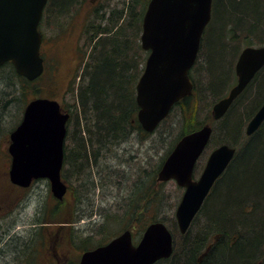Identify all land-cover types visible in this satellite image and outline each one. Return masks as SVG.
<instances>
[{"label": "trees", "instance_id": "obj_1", "mask_svg": "<svg viewBox=\"0 0 264 264\" xmlns=\"http://www.w3.org/2000/svg\"><path fill=\"white\" fill-rule=\"evenodd\" d=\"M82 2L83 0H48L44 16L46 12L53 16L67 14ZM148 2L149 0H125L124 16H122L120 22H118L120 18L116 20L110 18L108 20L105 14L101 15L99 11H95L93 19L86 21L84 31L86 43L81 50L83 70L77 73L76 77H79V81L74 79L72 82L70 91L74 95L73 102H69L67 106L62 103L65 111L70 114L67 124L68 133L65 144L63 176H66V171L71 170L70 172L78 177L80 188L84 187L91 190V186H93L95 192L99 186L103 185V182L100 184L102 174L99 171L102 157L108 158V155H112L115 147L119 146L118 149L122 150L124 143L135 134L142 137H148L151 134L142 127L138 120L139 105L136 100V85L143 72L148 53L142 48L140 42L143 17ZM232 22H240V24L247 22V28L239 29L231 24ZM213 23H218L215 25L219 30L215 35L216 37L211 38L212 43L211 45L209 43L210 49L207 53L203 51L204 42L208 33L207 29ZM227 24H231L229 29ZM262 27H264V0H227V4L226 0H214L212 20L203 36L199 58L190 72L194 83V91L192 95L177 102L175 107L187 104L186 112H188L194 104H191L190 100L197 99L196 94L199 96V101L204 99V95H202L204 92L200 88V80L195 78L194 74L197 71L199 72L200 69H204L205 65L207 66L205 69H208V72H211V77L214 78L212 81L209 80L208 87L210 89L207 93L210 94L211 90L216 97L215 101L224 95L223 89L215 85L217 84V71L214 70L213 62L218 63V65L219 63L226 64L223 70L228 69L230 61L226 54L229 52L231 40L238 42L234 46L235 54L241 51L244 46L264 44V37L260 38L259 36V34H264V28ZM203 53L205 55H202ZM3 68L8 71L4 70L5 72H2ZM233 69L232 66L230 84L236 79ZM6 72V77L9 80L14 76L20 82L16 84L15 81H10L13 88L8 94L11 97L7 100L4 98L5 103L9 101L16 103L19 100L26 105L24 97L27 93L32 94L31 99L42 96L39 94L41 88L36 85V82L44 77L46 70L33 81L19 75L12 62H6L0 67V77L2 78L3 75L1 74ZM257 82L260 85L255 87ZM220 91L223 93H218ZM263 93L264 70L261 77L255 80L254 84H251L247 91L241 95L240 104L242 103V106L240 105L239 109L244 108L246 112L248 111L251 114ZM209 112L211 113L212 109ZM233 113L237 114V111H233ZM22 115L18 120L19 122ZM206 118L213 119L212 113L208 114ZM203 124L204 122L200 119L196 120V123L189 124L188 129L179 135L177 141L184 134L200 128ZM232 126L231 131L235 129L236 125L233 124ZM227 130L229 131L228 128ZM177 141L162 158L158 169L146 170L144 175L143 171H140L139 176L132 180L134 195L132 197L129 195L132 199V210L123 215L122 221L128 222L124 228H135L137 222L136 227L139 238L150 222L164 220V218L158 217L154 213L159 211L158 205L161 203V197L156 190V185L161 183L157 181V172ZM242 147L244 149L241 151L242 155L233 167L236 175L232 179L236 180L227 194L231 199L238 200V198L244 196H252L255 200L261 202L264 198V128L258 136L253 138L247 145H242ZM112 156H115V154ZM0 175L6 177L3 172ZM122 178L127 181L129 179L123 176ZM52 198L55 200L53 207L47 204L44 210L40 208L41 219L37 217L38 222L45 223L46 221L47 223L50 222V219L68 220L67 217H61L58 210L61 200L54 195ZM209 203L211 205L206 215V223L201 224L197 215L188 231L182 234L176 222L177 232L180 233V237L185 239L184 245H178V242H175L173 255L160 259L154 264H259L260 259H264L260 256L261 248L259 246L264 238V217L242 218L241 221L239 219L236 221V225L239 224L248 229V233L243 236L238 235L236 242L233 244H229L224 239L216 242L215 235L218 227L214 217L217 216L214 197H211ZM229 203L224 204L220 209L222 215L227 214L230 210ZM151 210L153 215L150 214ZM133 222H135L134 225ZM194 224H197L198 230L195 235H191ZM39 228L40 230L31 235V239H33L30 242L37 247L41 235L42 242L45 245L57 246L60 233L56 231L53 234L51 229L54 228L48 227L46 224L40 225ZM107 233L105 236L107 240L99 241L88 234L80 239L76 247L79 250L83 248L84 251L104 244L112 238V232ZM113 233L117 234L118 231ZM48 234L51 235V238H48ZM262 253L264 254V249H262ZM261 264H264V260Z\"/></svg>", "mask_w": 264, "mask_h": 264}, {"label": "water", "instance_id": "obj_2", "mask_svg": "<svg viewBox=\"0 0 264 264\" xmlns=\"http://www.w3.org/2000/svg\"><path fill=\"white\" fill-rule=\"evenodd\" d=\"M48 0H0V66L12 61L16 71L29 80L44 72L43 41L39 29ZM213 0H149L143 17L142 48L149 51L136 89L138 120L149 132L166 118L174 104L193 93L190 69L195 64L203 33L212 18ZM264 66V45L245 47L236 63L238 81L229 94L213 105L215 118L223 116L233 100ZM70 114L58 99L40 96L30 100L21 122L10 133L12 157L9 176L28 187L46 178L57 199L68 184L62 177L67 121ZM264 121V104L249 122L247 131ZM212 133L207 124L182 136L158 171V181L174 179L184 188L175 216L186 233L216 178L232 159L235 148L223 144L210 155L206 168L194 178L196 162ZM174 251V235L167 223H149L135 243L126 229L105 244L85 250L78 264H154Z\"/></svg>", "mask_w": 264, "mask_h": 264}, {"label": "rangeland", "instance_id": "obj_3", "mask_svg": "<svg viewBox=\"0 0 264 264\" xmlns=\"http://www.w3.org/2000/svg\"><path fill=\"white\" fill-rule=\"evenodd\" d=\"M124 4L125 0H83L80 5L75 6L67 14H57L58 16H53L46 12L41 22L40 29L44 35L42 54L47 69L44 77L36 82V85L41 88L39 94L58 99L64 106H67L69 102H73L74 95L70 89L74 79L79 81V77H76L77 73L83 70L84 64L81 65V50L86 43V35H84L86 21L93 19L95 11H99L101 15L104 13L108 20L110 18L113 20L120 18L118 20V22H120L123 18L122 16H124ZM246 23L242 22V24H240V22H232L231 24H234L239 29H246ZM215 24L213 23L209 28L207 27L208 33L203 49V51L207 53L210 49L209 43L210 45L212 43L211 38L216 37L215 35H217L219 30ZM231 24H227L228 29ZM259 36L260 38L264 37V34H259ZM220 41L222 40L220 39ZM237 43L238 42L234 40H231L229 43V52L226 55L230 63L226 71L223 70L226 64L222 65V63H219L218 65V63L213 62L214 70L216 69L217 75L219 74L220 77L221 72H224L226 75L220 87L223 89V92H227L236 82L235 79L234 83H229L232 74V66H234L233 70L235 71V63L241 52L239 51L236 54L234 52V46ZM204 53L202 55H205ZM206 67L205 65L203 67L204 69H200L199 72L197 71L194 74L195 78L200 80V88L201 91L204 92V94H202L204 95V99H200L199 101V96L196 94L197 99L190 100V103H194L196 106L192 104L188 112H186L187 104L176 106L167 119L163 121L155 131L148 135V137L135 134L124 143L122 150L118 149L119 146L114 148L113 154H115V156H112V154L108 155V158L102 157L99 171H101L102 174V181L100 184L103 182V185L99 186L95 192L93 186H91V190H89V188L85 189L84 187L80 188L78 177L73 175L70 172L71 170L68 172L66 171L64 179L68 184L69 190L66 196L59 202L58 210L60 211L61 217H67L68 220L60 221V219H50V222H41L42 224L38 222V225L46 224V226L54 228L53 230L51 229L53 234L56 231L60 233L57 239V246H55L59 258H61L59 264H78L83 248L79 250L76 245L81 238L88 234H91L96 241H99L107 240L105 239L107 232V234L112 232V237H114L125 229H132L134 240L136 242L139 240L136 227L138 225L137 222L135 228H124L128 222L122 221L123 215L132 210L131 197L134 195L132 180L139 176L138 173L140 171H143L144 175L146 170L158 169L162 162V158L173 146L175 141H177L179 135L188 129L187 127L189 124L196 123V120L199 119L203 121L204 124L209 121L206 116L212 113H210L209 110L212 109L213 104L216 102V97L211 90L210 94L207 93L210 89L208 87L209 80L212 81L214 78L211 77V72L205 69ZM4 70L7 69L3 68L1 71L5 72ZM1 75L3 76L2 78L0 77V174L2 172L4 173L6 163L10 165V158L8 155V146L10 142L9 134L18 124V120L25 106V103L19 100H17L16 103L11 101L5 103V101L11 97V95L8 94L13 88L11 82L15 81L17 84V82L20 81L14 76L9 80L6 77L7 72ZM219 83L220 81L215 85L218 86ZM221 91L218 93H223ZM31 97L32 94L30 93L25 95L24 100L26 104ZM4 98H6V100ZM232 114L233 111H230L227 116L230 117ZM226 138L233 141L229 134ZM200 169L201 167L196 170L197 174ZM122 176L128 177V181L124 180L125 178L123 179ZM3 178L4 177L0 175V179ZM156 190L161 197V203L158 205L159 211L154 212L155 215L164 218L163 221L167 223L174 234L175 242H178V245H184L185 239L180 237V233L177 232L175 216V211L184 189L178 186L174 180H169L162 181L159 185H156ZM4 193L5 189L0 187V194ZM22 194L29 199L28 208L26 207L27 211L26 213L24 212V214L30 217H27L29 218L30 225L33 224L36 217L40 218L41 213L39 211V214L36 215V210L38 211L40 208L44 210L47 204L51 206L54 205L55 200L52 198L53 193L51 191V185L47 179L41 178L36 180L32 186L28 187ZM129 195H131V197ZM150 214L153 215L152 210ZM259 215H263L261 210L253 217H258ZM134 223L135 222H133V225ZM197 230V224H194L191 229V235H195ZM117 231V234L113 233ZM48 238H51L50 234H48ZM50 247L53 249L54 246L47 244L44 248L42 247L40 251H37L38 246L35 248L31 243L29 256L30 264H58V259L52 255L54 251L52 249L50 250Z\"/></svg>", "mask_w": 264, "mask_h": 264}, {"label": "flooded vegetation", "instance_id": "obj_4", "mask_svg": "<svg viewBox=\"0 0 264 264\" xmlns=\"http://www.w3.org/2000/svg\"><path fill=\"white\" fill-rule=\"evenodd\" d=\"M236 63H235V67H236ZM263 70H264V66L255 74V76L247 84L245 89L233 100L229 109L226 111V113L223 116L219 118H215L212 112L213 119L203 124V126L207 124L211 125L212 133L206 147L204 148V150L202 151L196 162L195 171H194L195 179L201 176L204 169L206 168L211 153L216 148H218L223 144H227L235 148V153L232 159L229 161L228 165L223 170V172L214 181L198 213L200 223L201 224L206 223L207 221L206 215L211 205L209 203V200L211 199V197H214V207L217 214V216L214 217L216 219V223L218 227L215 235L216 242H219L221 239L222 240L224 239L229 244H233L234 242H236L238 235L243 236L247 234L248 229H245L243 226L239 224L236 225L237 223L236 221H238L239 219L241 221L242 218H248V217L253 218V216L257 215V212L260 210L262 211L263 214L261 216L264 217V198L262 199L263 201L261 202L255 200L252 196H244L236 200V199H231V197L227 194L231 188V185L234 184L236 180L234 179L236 175V171L234 170L233 167L236 161L242 155L241 151L244 150L242 145H247L250 141L253 140V138L258 136L261 130L264 128V121H263L259 125V127L253 132L249 133L247 131L249 122L252 120V118L260 109V107L264 104V93L261 95L259 101L254 106L251 114H249L250 112L248 111L246 112L244 108L239 109V106L240 105L242 106V103L240 104L242 100L240 99L241 95H243L247 91V89L251 84H254L255 80L261 77ZM235 74H236V69H235ZM237 81H238V76L236 74V82L234 83L233 86H235ZM257 85L259 86L260 84L257 82L255 87H257ZM232 87L229 88V90L225 92V94L222 95L218 100H216V102L226 97L229 94V91L232 89ZM230 111L231 112L237 111L238 115L233 113L230 117H228L227 114ZM233 124L236 125V127L233 131H231L230 128L233 127L232 126ZM227 128L229 129V131L227 130ZM228 134L231 136L233 141L228 140L226 138ZM8 155L11 164L10 154L8 153ZM8 166L10 165L6 163V168L3 173L6 177L0 179V187L5 189V193L0 194V264H30V258H29L30 244H31L30 236L31 234H34L36 231L40 230L39 228L40 225H38L37 217L36 219H34L33 224L30 225V221H29L30 217L24 214V212L26 213L27 211L26 207L29 204L28 201L29 199H27L26 196L22 194L23 191H26V188L21 187L12 182V180L8 177L9 175ZM199 167H201V169L197 174L196 170ZM233 176H234L233 178L234 180L232 179ZM226 203H229L230 210L228 211L227 214L222 215L220 213L221 212L220 209ZM39 211L40 210L35 211L36 215L39 214ZM39 240L40 243L37 244L38 246L37 251H40L42 247L43 248L45 247L44 242H42V237L39 236ZM259 246L261 248L260 256L264 258V254L262 253V249H264V238L261 240ZM34 247L36 248V246ZM49 249L51 250L52 247H50ZM52 250L54 251L53 252L54 254L52 253L51 254L58 259V264H59L61 258H59V254L56 250V247L54 246ZM263 260L260 259L259 264H261Z\"/></svg>", "mask_w": 264, "mask_h": 264}, {"label": "bare ground", "instance_id": "obj_5", "mask_svg": "<svg viewBox=\"0 0 264 264\" xmlns=\"http://www.w3.org/2000/svg\"><path fill=\"white\" fill-rule=\"evenodd\" d=\"M264 45V44H263ZM247 46H250V45H247ZM247 46H245V47H247ZM244 47V48H245ZM233 68H234V66H233ZM217 77V82H219L220 81V83H219V88L222 86V84H223V81L225 80V78H226V75L224 74V72H221V75H220V77H219V74L216 76ZM219 79V80H218ZM235 81V80H234ZM216 82V83H217ZM234 83V82H233Z\"/></svg>", "mask_w": 264, "mask_h": 264}]
</instances>
